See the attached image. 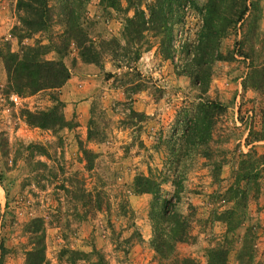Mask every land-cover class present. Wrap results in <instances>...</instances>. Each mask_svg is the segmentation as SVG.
<instances>
[{"label":"rangeland","instance_id":"obj_1","mask_svg":"<svg viewBox=\"0 0 264 264\" xmlns=\"http://www.w3.org/2000/svg\"><path fill=\"white\" fill-rule=\"evenodd\" d=\"M15 1L0 0V264L30 252L41 264H209L220 247L224 264H264V0H244L242 22L241 0H222L209 36L207 0L172 2L171 56L163 31L147 30L149 59L133 70L121 47L101 48L100 66L82 61L61 10H72L75 41L124 44V18L160 0H46L48 27L27 35ZM30 46L64 63L60 87L6 89L1 55ZM200 73L204 91L193 85ZM201 99L218 107L204 113ZM54 106L63 125L26 123L24 110ZM137 175L151 191L134 189Z\"/></svg>","mask_w":264,"mask_h":264},{"label":"trees","instance_id":"obj_2","mask_svg":"<svg viewBox=\"0 0 264 264\" xmlns=\"http://www.w3.org/2000/svg\"><path fill=\"white\" fill-rule=\"evenodd\" d=\"M106 5L112 8H117L116 0H105ZM177 0H160L156 3L150 4L148 7V16H145L144 12L138 8L134 9L131 16L124 18L123 30L121 32V38L124 44H120L118 39L112 38L108 41H101L98 44H94L92 41H84L83 37H80L75 41L78 36L80 28L76 25L73 13L71 9L65 7L62 8L63 22H65L66 27L69 29V39L70 37L74 40V45L78 50V56L82 61L86 63H94L96 65H101L100 53L101 48H106L109 50L124 48L132 49L126 51L124 56V65L131 70L134 69V63L139 58L141 52L142 44L145 43L144 32L147 30L153 31V35H157L159 32L164 33V39L161 42L167 43V56H171L170 51H168V46L172 33V26L174 24L171 15L167 16L165 14L171 13L172 7L171 3ZM222 0H207L204 5V27L209 25L208 32L205 31L202 35L209 36V31L213 25V20L218 19V14L220 13ZM15 6L17 9V16L19 23L22 25L20 28L27 35L30 32H36L41 29L47 28L49 23L48 8L46 6V0H16ZM248 7L245 5L244 0H241V8L236 12L235 19L233 22H242L245 13L248 11ZM77 26V27H76ZM19 28V27H18ZM50 45L52 49L57 53L58 57L62 54V46L58 42H52L50 40ZM48 46H46L47 48ZM45 46H30L22 50L20 54L11 52L8 48L1 55V60L6 73V89L8 91H14L18 95H25L34 93L40 89L44 88H58L68 77V69L64 63L58 58L57 60H46L40 57ZM45 48V49H46ZM115 54L116 52L113 51ZM118 68L120 62L115 63ZM110 75V74H107ZM207 76L204 73H200L195 76V82L193 85L201 88L202 91L205 90L207 84ZM198 109L205 113L208 110H212L214 107H218V103L211 100L201 99L198 103ZM205 110V111H204ZM25 121L28 125L38 126L40 128H48L54 125H63L62 117L60 113L56 112V107H52L47 110H40L35 112H30L24 110ZM205 118V116H204ZM203 118V120H204ZM198 117V121L200 120ZM202 120V125H203ZM198 123H195L197 127ZM205 125V123H204ZM202 127L200 126V129ZM264 138V134H260L257 139ZM134 189L138 192L151 191L152 182L141 175H137L133 179ZM175 228V227H174ZM182 235H180L177 240H179ZM152 246L155 252L160 256H167L170 250L163 251L162 246H164V240L154 241L152 240ZM170 249V248H169ZM5 248L0 244V261L4 255ZM29 257L26 258L25 264H41L43 262L42 254H37L36 252H30ZM227 254V248H209L208 249V261L209 264H224ZM34 256L35 259H34ZM184 264H192L188 261H184Z\"/></svg>","mask_w":264,"mask_h":264},{"label":"crops","instance_id":"obj_3","mask_svg":"<svg viewBox=\"0 0 264 264\" xmlns=\"http://www.w3.org/2000/svg\"><path fill=\"white\" fill-rule=\"evenodd\" d=\"M148 59H149L148 56L144 53L142 54V56H140V62L142 61L143 65Z\"/></svg>","mask_w":264,"mask_h":264},{"label":"built area","instance_id":"obj_4","mask_svg":"<svg viewBox=\"0 0 264 264\" xmlns=\"http://www.w3.org/2000/svg\"><path fill=\"white\" fill-rule=\"evenodd\" d=\"M13 102H17V97L16 96H11Z\"/></svg>","mask_w":264,"mask_h":264}]
</instances>
